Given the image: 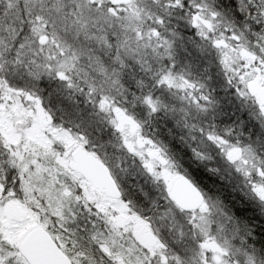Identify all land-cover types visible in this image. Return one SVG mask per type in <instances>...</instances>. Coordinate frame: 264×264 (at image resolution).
<instances>
[{
	"label": "snow or ice",
	"instance_id": "snow-or-ice-1",
	"mask_svg": "<svg viewBox=\"0 0 264 264\" xmlns=\"http://www.w3.org/2000/svg\"><path fill=\"white\" fill-rule=\"evenodd\" d=\"M0 264H264V0H0Z\"/></svg>",
	"mask_w": 264,
	"mask_h": 264
}]
</instances>
